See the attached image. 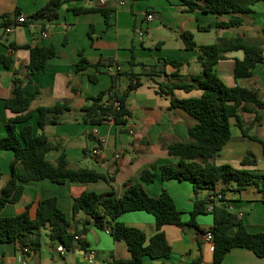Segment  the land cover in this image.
I'll use <instances>...</instances> for the list:
<instances>
[{"label":"crops","instance_id":"0c3cea01","mask_svg":"<svg viewBox=\"0 0 264 264\" xmlns=\"http://www.w3.org/2000/svg\"><path fill=\"white\" fill-rule=\"evenodd\" d=\"M49 1L0 0V20L2 15L8 13L9 26L12 28L11 31L7 30L9 26L0 29V53L13 57L10 68L0 62V137L7 134L6 122L13 115L5 103L12 94L14 70H21L26 78L25 65L30 59L29 49H12L9 43L54 45L57 55L49 58L45 68L36 72L32 82L25 87L27 96H34L37 88L39 92L32 101L33 116L28 122L18 123L17 131L20 133L26 123H31L34 134L44 132L55 146L47 153V159L56 162L65 152L70 167L95 169L114 175L115 179L109 182L101 178L84 183L70 179L58 183L48 177L28 180L23 182L24 191L20 199L6 204L0 214L12 216L30 205V214L35 217L39 201L56 196L59 206L73 221L70 229L74 231L80 229L87 218L83 211L73 216L74 196L84 190L103 192L112 189L121 196L130 179L141 181L140 174L144 168L153 164L159 167L179 162L177 156L168 153L167 145L174 141L189 140L188 129L197 123V119L182 108H171L170 98L159 93V86L161 82L190 81L191 75L203 72L202 64L197 59L199 49H187L181 37L182 32L191 31L198 44L242 36L260 45L264 55V0H255L247 12L221 15L204 12L200 8L189 9L184 0H105L102 5L97 4L96 0H64L58 18L33 20L32 15ZM104 9L110 11L108 21ZM149 14H153L154 18L149 19ZM19 16H24L25 21H19ZM232 16L242 17V23L228 27L217 25L219 21H227ZM45 31L48 32L46 37L43 35ZM81 53L92 64L78 71ZM244 55L242 49L228 51L217 62L216 71L227 85L246 86L258 90L264 97V60L253 68L252 77L238 80L235 77L236 61ZM103 58H114L122 70L132 69L142 83L128 97L131 114L121 127L111 120L101 124H88L82 120L81 108L87 103V97L97 95L112 84V74L106 70V65L99 68L94 66ZM164 59L183 62L180 78L172 75L176 68L164 64ZM131 61L136 64L132 65ZM157 65L159 72L151 76L157 71ZM92 76L97 79L93 80ZM128 81L129 78L123 76L120 87L125 89ZM193 91L199 92L198 95L202 93L197 88L192 91L177 88L174 92L179 97V92L188 94ZM56 103H66L71 110L61 115V122L40 128L37 108ZM255 109L261 111L260 108ZM241 115L249 133L257 135L261 141L244 136L237 119L231 117L232 138L213 160L217 164L231 163L236 167L264 173V118L255 122L254 112H241ZM101 137L106 142L102 144L99 154H93L92 150L99 146ZM249 151L253 152L256 162L242 165L241 161ZM14 156V150L0 149V189L11 178ZM157 173L155 181L144 183L146 191L157 197L163 189H167L182 211V219L186 224H165L162 229L172 246L171 255L162 258L147 256L143 264H264V257L242 246L231 248L222 260L215 261V242L202 235L214 225L213 212L206 209L196 216V224H188L196 200H207L214 189L207 188V193H203L202 189L196 193L190 180H165L159 168ZM224 187L225 184L219 182L215 189L222 190ZM226 196L229 209L243 219L250 232L264 231V202L255 186L237 191L236 183L232 182ZM118 220L140 228L148 241L157 232L156 217L146 210L125 211ZM236 230L237 226H233L229 232L234 234ZM41 237L42 245L37 251L28 248L20 251L16 242H1L0 264H129L115 260L127 261L131 258L127 242L116 239L109 228L103 229L94 221L83 236L88 242L86 248L75 243L72 249L61 253L57 250L60 242H51L47 230H42ZM90 249L96 252L94 262L88 258Z\"/></svg>","mask_w":264,"mask_h":264},{"label":"trees","instance_id":"16d2710c","mask_svg":"<svg viewBox=\"0 0 264 264\" xmlns=\"http://www.w3.org/2000/svg\"><path fill=\"white\" fill-rule=\"evenodd\" d=\"M189 9L200 8L204 12L217 15L231 12H247L255 0H204L198 3L194 0H184ZM64 0H50L45 6L32 15L33 20H54L60 15V8ZM84 9H75L80 11ZM106 20L110 17V11L103 10ZM9 14L1 16L0 29L9 26ZM243 21L240 16H232L227 21H219L220 27L239 25ZM203 27H201L202 29ZM187 49H199L197 59L201 62L203 72L193 74L190 81L179 80L175 83L161 82L159 93L170 98L171 108H182L197 119V123L188 129L189 140H179L167 145V151L179 158L177 164H162L159 167L153 164L141 171V181H128L124 193L119 196L114 189L98 192L84 190L73 198V216L80 211L87 214L80 229L71 231L73 221L68 218L65 211L59 206L56 196L43 198L39 201L35 217L30 214V205L12 216L0 214V243L16 242L17 248L24 251L28 248L37 251L42 245V230H47L51 242L64 243L68 249H72L75 243L86 248L88 242L84 235L89 231V224L94 223L103 228H109L110 233L116 239L127 242L131 252V258L127 261L115 260L116 262H128L129 264H143L145 257L154 258L169 257L172 246L168 241L163 226L176 224L183 226L186 223L182 219V211L178 208L173 196L167 189L157 196H151L145 189L144 183L155 181L159 168L165 180L187 179L190 180L196 193L202 189H215L219 182L225 184L222 189L223 197L215 204L213 209L214 225L211 230L215 234L214 259L220 261L226 253L235 246L247 247L254 250L259 256L264 257V231L250 232L243 219L227 204V193L230 183H236V190L241 191L248 186H255L261 192V200L264 202V173L255 172L245 167H236L231 163L217 164L213 159L216 154L231 140V117H235L242 129L244 136L261 141L257 135L249 133L244 126L241 112H254L255 122L264 118V97L258 90L251 89L239 84L227 85L216 71L217 62L225 57V54L234 49H242L244 57L237 59L234 74L236 79L253 76V68L257 63L264 60L263 50L260 45L252 43L246 38L239 36L234 38H219L210 44H198L191 31L181 34ZM12 49L26 48L30 51L29 62L25 65V75L19 69L13 73L12 94L6 99V108L13 115L6 122L7 134L0 137V149H12L15 152L12 162L13 172L8 182L0 189V212L8 203H14L20 199L24 191L23 182L33 179L51 178L58 183H64L67 179L74 182L95 181L101 178L111 182L114 175L99 172L90 168H72L68 165L66 153L63 152L56 162L47 159V153L55 146L51 144L49 137L44 132L34 134L33 125L26 123L20 133L17 124L28 122L34 114L32 101L39 92L37 88L34 96L25 94V87L32 82V76L42 71L47 65L49 58L57 55L54 45H31L10 42ZM82 54V53H81ZM135 59V58H134ZM0 62L10 68L13 64L11 55L0 53ZM164 64L173 65L176 70L173 76L181 77L180 67L183 62L176 59L163 60ZM92 63L82 54L77 70H83ZM119 65L114 58H103L94 63L99 68L101 65ZM131 64L134 65L133 61ZM120 66V65H119ZM151 73V76L159 72ZM108 71V70H107ZM110 72V71H108ZM112 74V84L109 88L100 91L97 95L88 96L81 110L82 120L88 124H101L111 120L118 127L127 123L131 110L127 100L131 92L142 83L138 74L132 69H117ZM127 76L128 84L121 89V78ZM96 80V76L91 77ZM181 88L186 91L201 89L198 96L178 97L175 89ZM119 102V105L117 103ZM260 108L261 111L251 107ZM38 125L44 128L48 124L61 122V115L71 110L66 103H56L52 106H39ZM242 165H251L256 162L253 152L249 151L242 159ZM205 199L198 198L191 212L188 224H196V216L206 210ZM131 210H146L156 217L157 232L148 237L140 228L129 226L118 220L121 213ZM237 226L234 234L229 230ZM79 236L77 239L76 236Z\"/></svg>","mask_w":264,"mask_h":264},{"label":"built area","instance_id":"2783aa9c","mask_svg":"<svg viewBox=\"0 0 264 264\" xmlns=\"http://www.w3.org/2000/svg\"><path fill=\"white\" fill-rule=\"evenodd\" d=\"M96 2H97V4L102 5V4L105 3V0H96ZM148 18H149V19H153V18H154V15H153V14H149V15H148ZM25 19H26V18H25L24 16H19V21L23 22V21H25ZM7 30H8V31H11L12 28L9 26V27L7 28ZM43 35H44L45 37L48 36V32L45 31V32L43 33ZM117 69H120V66H119V65H108V66H107V70L110 71V72H115ZM117 105H119V102L117 103ZM98 142H99V146L96 147V148H94V149L92 150V153H93V154H99V153H100L101 146H102V144H104V143L106 142V139H105L104 137H101V138L99 139ZM221 197H223V192H222V190H220V189H214V190L209 194V196H208V198H207V201H206V209H207L208 211H213L216 202H217ZM202 235H203V237H204L205 239L210 240V241H214L215 234H214V232H213L211 229H207L206 231L203 232ZM76 238L78 239L79 236L77 235ZM57 250L60 251L61 253H64V252H66V251L69 250V249L67 248V246H66L64 243H61V242H60V244L57 246ZM87 253H88V258H89V260H90L91 262H94L95 257H96V252H95V250L90 249V250H88Z\"/></svg>","mask_w":264,"mask_h":264},{"label":"rangeland","instance_id":"374dc122","mask_svg":"<svg viewBox=\"0 0 264 264\" xmlns=\"http://www.w3.org/2000/svg\"><path fill=\"white\" fill-rule=\"evenodd\" d=\"M122 90H124L123 88H121ZM179 97H181V96H184V97H190V96H195V95H198L199 94V92H195V91H193L192 93H188V94H185V92H179ZM207 189H203V193H207Z\"/></svg>","mask_w":264,"mask_h":264}]
</instances>
